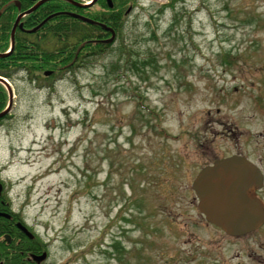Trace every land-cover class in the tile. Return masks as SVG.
<instances>
[{
    "label": "rangeland",
    "instance_id": "rangeland-1",
    "mask_svg": "<svg viewBox=\"0 0 264 264\" xmlns=\"http://www.w3.org/2000/svg\"><path fill=\"white\" fill-rule=\"evenodd\" d=\"M130 6L100 53L8 79L0 174L42 264H264V226L229 237L191 190L214 157H264V0Z\"/></svg>",
    "mask_w": 264,
    "mask_h": 264
},
{
    "label": "flooded vegetation",
    "instance_id": "flooded-vegetation-1",
    "mask_svg": "<svg viewBox=\"0 0 264 264\" xmlns=\"http://www.w3.org/2000/svg\"><path fill=\"white\" fill-rule=\"evenodd\" d=\"M26 1L30 5L26 9L22 10V2L19 0H14V3L17 9L19 10L18 15L29 10L31 7L34 6V4H36L40 0H26ZM74 1L85 4L91 2L92 0H87L85 2H83L82 0L79 1L74 0ZM67 4L71 5L73 8H69V5ZM112 6H113L112 0H96L94 3L85 7H79L73 5L71 3V0H46L42 4H40L34 11H32L29 14H25V16H23L20 19L19 23L15 28L14 36L16 30L19 29L25 33H34L35 31H38L39 37L41 38H61V37L64 38L66 37V32L65 34L61 32L62 28L60 27V24L62 22L60 18L67 16L75 20L78 19L84 22L85 24L86 23L89 24L90 26L86 29L89 30L87 35L91 37L90 39H92V41L94 42H100L101 44L106 45L107 43L105 41L111 35L109 31V27L106 25L107 24L106 22L108 18L109 8H111ZM75 8L76 9L89 8V10L90 9L95 10V16L92 17L88 16L87 15L88 12L85 9L78 11ZM130 8L131 6L129 5L127 9L124 12H122V14H127L130 11ZM39 9L41 10L40 11L41 14L39 13V16H37V18L35 19L36 20L35 25L31 28H25L23 26L24 25L23 19ZM98 11H100L99 12L100 17L96 18V16H98ZM71 14H76L85 17L87 19H90L92 22L83 21L82 19L73 16ZM20 23H22V27H19ZM39 24L40 26L36 28L35 31L29 32V30L35 28ZM47 25L48 26L52 25L53 27H56L58 32H52V33L47 32L45 30ZM71 25L74 26L75 22L71 21ZM12 27L10 29V37H11ZM69 33H71L69 35V38L76 37L74 33L72 32ZM116 35L117 33L115 32V36ZM79 36L83 37V35H79ZM77 57L78 55L76 56V59ZM229 156L243 157L246 160H248L253 166H255L258 174L261 177V184L258 188H256L255 193L256 196L260 198L264 203V157L263 159L260 158V160L255 159L253 157V149H251L249 152H247L245 149L242 150L239 149L225 157L222 158L214 157L210 159V161L204 162L203 164L200 165V168L196 173V175L194 176V179L196 178L198 173L205 167L213 166V164L218 159H223ZM194 179L191 181V190L193 192L194 198L196 199L197 210L199 211L200 215L204 217V214L200 212L198 208V198L195 194V191L192 189V182L194 181ZM10 190H11L10 182L6 178L2 177L0 174V264H42L43 261H45L48 256V253H46L45 251V245L37 239V236L29 226V223L26 221L25 217H23V213L21 209L19 208L17 209L14 207L15 203L13 202V199L10 197L9 194ZM205 223L207 225L216 226L210 222H207L206 220ZM262 226H264V224ZM43 253L47 254L46 257L38 262L34 256H41Z\"/></svg>",
    "mask_w": 264,
    "mask_h": 264
},
{
    "label": "water",
    "instance_id": "water-1",
    "mask_svg": "<svg viewBox=\"0 0 264 264\" xmlns=\"http://www.w3.org/2000/svg\"><path fill=\"white\" fill-rule=\"evenodd\" d=\"M46 0H40L26 12L20 14L12 27L10 37V47L8 51L0 53V57L9 55L14 48V31L21 17L34 11ZM89 3H79L71 0L73 5L85 7ZM18 3V2H17ZM83 21L92 22L85 17L71 14ZM29 30L33 32L38 28ZM22 27V23L19 24ZM110 38L105 42L113 41L115 33L109 28ZM49 75L50 72H45ZM2 83L8 92V105L0 112V118L9 114L13 105V89L9 81L0 76ZM261 184V177L255 166L248 160L240 156H229L218 159L213 166L202 169L194 181L192 189L198 198V208L204 214L205 220L219 227L230 237H239L257 230L264 224V203L256 196L255 190ZM39 262L46 257V253L41 256H34Z\"/></svg>",
    "mask_w": 264,
    "mask_h": 264
},
{
    "label": "trees",
    "instance_id": "trees-1",
    "mask_svg": "<svg viewBox=\"0 0 264 264\" xmlns=\"http://www.w3.org/2000/svg\"><path fill=\"white\" fill-rule=\"evenodd\" d=\"M19 1L22 2V10L30 5L26 0ZM131 1L133 2V0H112L113 6L109 8L106 25L117 34L121 31L123 20L126 18V14H122V12L127 9V5H130ZM69 8L73 7L69 5ZM84 9L87 10L88 16H95V10H89V8H78L76 10L79 11ZM40 11L39 9L26 16L23 19V26L25 28L33 27L36 23L35 19L39 16ZM0 12V53H3L9 49L10 29L19 10L14 0H0ZM99 12L100 11H98V16H96V18L100 17ZM60 19L62 22L60 24L62 28L61 32L63 34L66 32V37L64 38H41L39 37L38 31L34 33H25L19 29L16 30L13 51L5 57H0V76L11 79L13 74L19 71H26L28 78L32 79L34 75L39 74L40 70L45 71L47 67L55 66L56 62L61 64L71 63L70 67H72V65L78 62L77 59L81 55H85L83 57L85 59L88 56L100 53L99 50L109 45H103L100 42H94L90 39L91 37L87 35L89 30L86 29L90 26L89 24H85L78 19L75 20L67 16ZM71 21L75 22L74 26L71 25ZM45 30L51 33L58 32L56 27L52 25H47ZM69 32L74 33L76 37L69 38L71 34ZM79 35H83V37ZM77 55L78 57L76 59ZM7 100V91L0 83V112L6 107ZM2 121L3 119H0V122Z\"/></svg>",
    "mask_w": 264,
    "mask_h": 264
}]
</instances>
